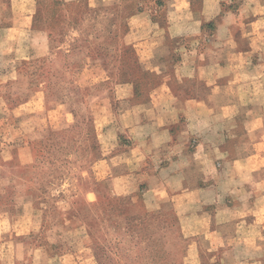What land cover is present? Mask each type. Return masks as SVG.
Listing matches in <instances>:
<instances>
[{"label":"crops","instance_id":"crops-1","mask_svg":"<svg viewBox=\"0 0 264 264\" xmlns=\"http://www.w3.org/2000/svg\"><path fill=\"white\" fill-rule=\"evenodd\" d=\"M38 1L0 0V96L21 67L50 56L48 34L35 27ZM61 1L94 11L122 0ZM133 1L123 42L161 83L149 100L115 104L101 65L75 72L91 88L105 152L87 204L98 186L141 194L146 205H170L181 235L217 257L211 264H264V0ZM4 121L32 138L66 126L41 92ZM6 217L0 212V264H92L78 230L43 224L32 196L17 197Z\"/></svg>","mask_w":264,"mask_h":264},{"label":"rangeland","instance_id":"rangeland-1","mask_svg":"<svg viewBox=\"0 0 264 264\" xmlns=\"http://www.w3.org/2000/svg\"><path fill=\"white\" fill-rule=\"evenodd\" d=\"M50 4L37 20L49 36L50 56L21 67L0 96V116L9 117L12 107L41 92L45 109H57L66 126L32 138L14 121L0 122V212L11 219L13 201L32 196L43 224L78 230L76 242L89 250L92 264H211L217 257L181 235L170 205H146L141 194L113 196L103 186L97 202L87 204L97 183L94 164L105 152L95 141L91 88L75 72L101 65L102 88L115 104L149 100L161 83L145 71L139 48L123 42L136 2L94 11L77 2L73 18Z\"/></svg>","mask_w":264,"mask_h":264},{"label":"trees","instance_id":"trees-1","mask_svg":"<svg viewBox=\"0 0 264 264\" xmlns=\"http://www.w3.org/2000/svg\"><path fill=\"white\" fill-rule=\"evenodd\" d=\"M43 3V8H41L40 9V5ZM51 3V4H50ZM58 3V5L60 4V6H61V8H64L65 10H64V12L68 15V16H71V18H73L74 16H75V14L78 12V10L76 9V8H74V5H76V4H70V5H67V4H64L61 0H59V1H57V0H39L38 1V6H37V14H36V19H35V27H36V29L38 30V31H42V32H45V31H43V30H41V29H39L38 28V26H37V20L39 19V18H41L42 16L41 15H44V16H46V12H47V8H46V6H49V4L51 5V6H55L56 4ZM86 6V5H85ZM53 12V11H52ZM55 12H57V11H55L54 10V13ZM132 15V14H131ZM47 20H48V18H47ZM47 20H45V23H46V21ZM40 22V21H39ZM28 63H30V62H28ZM27 63V64H28Z\"/></svg>","mask_w":264,"mask_h":264}]
</instances>
